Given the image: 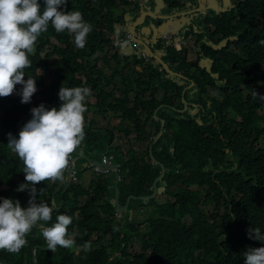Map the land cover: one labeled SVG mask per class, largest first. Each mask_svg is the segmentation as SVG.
<instances>
[{
    "label": "trees",
    "instance_id": "trees-1",
    "mask_svg": "<svg viewBox=\"0 0 264 264\" xmlns=\"http://www.w3.org/2000/svg\"><path fill=\"white\" fill-rule=\"evenodd\" d=\"M173 1L171 5L170 0H166L170 5L166 14L187 9ZM189 1L197 5L196 0ZM115 4L116 0H67L62 7L84 13L92 26V39L87 40L83 48H76L66 31L56 32L49 24L50 30L41 33L34 44L39 42L37 54H29L31 64L24 69L25 79L29 75L36 79L37 91L31 101L21 103L16 90L0 97V188H3L0 197L19 199L22 206H27L29 190H15L18 184L25 182V174L23 162L8 145V133L17 135L20 124L31 118L30 109L41 102L48 107L59 106L61 86L81 84L79 75L86 72V67H93L90 57L97 55L98 60L100 35L96 36V19L99 21L104 8L112 10L117 7ZM214 10L196 15L198 61H206L205 67L196 62V73L178 39L196 32L191 29L181 34L178 29L171 34L168 31L171 19L157 24V28L164 27L163 43L156 44L165 50L164 62L183 73L178 76V82L175 75L165 82V94L158 103L164 105L159 120L154 118L156 100L147 104L139 101L132 112L125 110L130 100L129 94L123 93L122 104L117 106L124 120L134 123L132 130L120 127L126 137L136 132V141L146 144L163 129L156 142L146 144L144 152H138L136 147L128 152H124L122 146L113 149L122 163L123 180L119 183L122 204H126L130 196L153 195V184L162 168L166 169L158 183V187L166 188L162 194L164 201L159 202L160 195L131 203V209L150 208L146 232L140 240L143 251L135 252L129 244L119 245V238L108 237L116 236V230L123 232L111 202L115 196L113 175L104 178L99 173L96 179H91L88 187L92 192L87 195L86 205L81 207L80 197L87 187L82 179L84 171L80 172V181L73 182L64 193L67 169L62 181L48 179L37 184V202L51 205L57 201L62 206L53 212L51 221L42 223H53L57 213L70 215L72 223L68 230L74 234L75 243L89 241L91 250L77 254L73 248L45 249L42 229L33 227L19 252L0 249V264H34V257L39 264H243V252L248 247L261 246V242L250 239L247 232L253 226L264 231V148L260 141L264 139V0L237 2L232 11L227 9L222 15L214 14ZM112 18L113 13H108L107 23L111 29ZM50 34L56 42L49 39ZM46 46L48 50L42 56L40 53ZM115 57L118 64L129 59L118 51ZM115 73L123 74L118 69ZM101 81V78L90 81L87 86L90 95L97 91L103 98L105 89L100 86ZM20 87L16 85V89ZM89 96L84 121L88 120L87 112L91 110ZM219 96L223 97L222 101ZM184 101L188 104L186 109ZM139 108L148 111L146 121H141L137 115ZM110 109L119 112L111 106ZM231 115H239V118L228 120ZM87 122L82 140H86L87 150L110 152L108 144L114 139V133L92 131L96 124ZM227 151L234 153V161ZM79 153L77 147L70 160ZM72 193L77 198L73 199ZM128 230L131 237L139 238L137 222H131L130 218ZM34 246L37 249L33 254ZM109 246H112L110 252ZM115 251L122 254L111 259ZM149 255L153 262L148 260Z\"/></svg>",
    "mask_w": 264,
    "mask_h": 264
},
{
    "label": "clouds",
    "instance_id": "clouds-1",
    "mask_svg": "<svg viewBox=\"0 0 264 264\" xmlns=\"http://www.w3.org/2000/svg\"><path fill=\"white\" fill-rule=\"evenodd\" d=\"M224 1L229 5V11H232L237 2H244L247 0ZM138 2L141 6L146 5L145 0H116L115 6L117 7L114 8H127L128 10L125 15L112 18V29L107 23V14L110 13V10L108 9L105 13H101L99 20L102 21L103 29H98L99 21L96 19V36L100 35L98 42V60L97 55L92 56V58L95 57V63L90 62L93 67H86V72L79 75L81 84L75 87L61 86L58 91V97L62 103H60L59 106L48 107L44 102H41L38 106L30 109L31 118L23 124L17 135L8 133V145L23 162L22 171L25 174V182L18 184L15 190L24 191L28 189L30 195L26 207L21 205L19 199L0 197V249H4L10 253L19 252L26 244V234L29 233L33 227H40L42 229L41 234L47 245L44 246L45 249L56 251L57 246L69 249L73 248L77 254H81L82 250L84 252L91 250L89 241L80 244L75 243L74 234L70 233L68 230V226L72 223V217L70 215L57 213L53 223H42L51 221L53 212L57 209H61L62 206L58 204L57 201H53L52 204L49 205L48 203L37 202L36 200L38 182L48 179L62 181L64 178V170L68 169V180L65 183L69 184L80 181L79 175L81 171L79 163L81 160H85L83 165L88 168L89 179L85 174L82 178L83 180L85 179L87 187L91 179H96L99 173L104 178H106L107 175H111V177L113 175L114 177L115 196L111 202L115 200L118 191L119 198L112 204L116 210V221L123 225V232L116 230V236L110 234L108 237L112 239L114 237L119 238L117 242L123 247L127 244H129L130 247L132 246L131 233L128 230V218H130V212L128 211L132 210L130 208L132 200L139 198L148 199L149 197V199H151L153 197H159L160 195L162 196L164 193L162 192L159 195H151L148 197L130 196V204L124 207L125 204L120 202V193L122 192H120L119 189V183L123 180L122 163H120L118 159L116 163L111 161L115 160L119 155L117 154L118 152L113 150L116 148V146L113 147V140L108 144V148L112 150L110 152L100 153V155H95L99 153L98 149L93 150V154H88L87 142L86 140L82 141L85 135L84 126L89 125L87 121H93V119H91L92 107L94 106L93 100L97 103L99 113H106L107 111L103 108L105 107L107 110L117 113L119 122H122L125 121L123 113L120 112L117 106L122 104L120 100H122L123 93L129 94L130 100L125 110L134 112L139 101L147 104L156 100L158 104L165 94V82L170 81L173 75L176 76L178 82V76L183 74L164 62L162 56L165 50L163 47L158 48L156 46L159 42L163 43L162 29L164 27L159 28L158 26L157 28V24L152 25L153 35H156L155 38L152 37V42L141 37L139 33L140 29L144 25L149 24V18L153 17L147 15L142 18L139 13L141 8L138 7ZM172 2L173 0H170V4H172ZM196 2V6L193 4L185 5L187 9L181 11L179 14L170 15L163 12L161 15L171 17L165 19H171V24H173L174 21H177L180 17L186 18L187 16H191V20L194 19L197 14L204 11L209 13L210 11H207L209 9H215V12L218 14L220 12L224 13L228 9H220L217 0H211V2L210 0H196ZM66 4L67 0H43L42 4L41 0H0V97L8 96L16 90L17 94L21 97V103H28L31 101L33 93L37 91L36 79L30 75L25 79L24 69L31 64L29 54H37L39 42L36 45L34 44L41 33L50 30L48 27L49 24H51L56 32L66 31L72 37L76 48H83L86 41L92 39V33H90L92 26L84 13L79 10H65L62 6ZM133 5H135V9L130 8ZM148 11L150 10L148 9ZM157 19H163V17ZM136 21L138 22L135 24ZM171 27L172 25L169 26V29ZM194 29L195 32H197V28ZM49 39L52 42H56L54 37H51V34L49 35ZM109 45H112V48H110ZM47 48L48 46L41 51L40 54L42 56L46 54ZM105 49L106 53L102 54ZM117 51L123 57L129 58L128 61H123L122 64H118L117 57H115ZM132 58L135 62V69H140V65L143 67V70H138L139 76L135 78L132 73L130 76H127L125 72L127 65L124 64L127 63L129 65ZM113 59L116 60V65L113 64ZM100 61L104 63V67L98 65ZM199 62L201 66L205 67V60ZM120 66H123L124 70L119 69ZM107 67L111 69L110 72L105 71ZM117 69L122 71L123 74H116L115 71ZM194 72L196 73L198 70ZM118 76L123 77L125 82L124 86L115 84V80ZM52 78L54 79V77ZM97 78H101L102 81L100 86H104L105 89L103 98H101L97 91H95L93 95H90L91 90L87 87L92 79ZM56 79L58 78L56 77ZM140 82L146 84L139 85ZM18 84L21 85V87L16 89V85ZM111 84H113V86L109 88ZM88 96L91 110L90 113L87 112L88 120L84 121L86 99ZM185 104L186 109L188 104L186 102ZM110 106L119 110V112L110 109ZM163 109L164 105L159 106V104L155 108V114H153L157 120L160 119L159 115L164 111ZM137 115L141 117V121H146L148 118V111L144 108H139ZM237 116L239 118V115H231L227 118L228 120H232L233 118L236 119ZM128 122L130 123V121ZM93 123L96 124V119ZM133 125L134 123L132 122V126ZM163 125L164 121L162 120V128ZM114 127L124 134L125 132L120 130V127L132 130L129 124H125L124 126L115 124ZM107 130L108 129H105L101 132H105L106 134ZM111 130L112 129L108 131L114 133V130ZM160 133L156 136H152L150 140L156 142L162 135L163 129ZM133 135L136 141V132L129 138ZM260 141L263 142L264 148V139L261 138ZM77 147L80 148V153L70 160L71 154ZM81 151L85 152V155L89 157L90 161H88L86 157H80ZM228 153L231 161H234V153L230 151ZM151 156L153 155L151 154ZM96 160H98L99 163H96ZM87 161L88 165H85ZM235 166H237V164H235ZM162 169L166 171L165 168ZM165 171L162 175L161 170L159 177L156 178L157 182L155 181L153 184L154 191L164 187H158V183L164 177ZM18 180L20 181V179ZM1 189L3 188H0V190ZM134 209L132 220L137 222L138 225L139 221L137 220L140 218V215L137 216V208ZM136 217L138 218L137 220ZM145 232L146 226L145 231L139 228V237L143 238ZM247 234L250 239L260 241L261 246L248 247L243 252V264H264V231H262L260 227L253 226L248 229ZM102 236L107 238L105 234H102ZM93 238L96 239L97 236L95 235ZM36 249L37 246H34L33 254L36 253ZM107 250L109 252L112 251V246H109ZM142 251L143 250H141V252ZM119 254H122V252L115 251L111 259ZM148 260L153 262L151 255H149ZM33 262L34 264H36V262L39 264L38 258L34 257Z\"/></svg>",
    "mask_w": 264,
    "mask_h": 264
},
{
    "label": "rangeland",
    "instance_id": "rangeland-1",
    "mask_svg": "<svg viewBox=\"0 0 264 264\" xmlns=\"http://www.w3.org/2000/svg\"><path fill=\"white\" fill-rule=\"evenodd\" d=\"M145 1H146V5L145 6L139 5V2H138V7L141 8V10L139 11V13L141 14L142 18L145 17V16H147V15H149V16L155 18V19H153V18L150 19L149 18V24L144 25L140 29V32L139 33H140L141 37H143L144 39H147L149 42H152L153 41L152 37H154V38L156 37V35H153L152 25H156L158 23H161L162 21L165 24L164 19L165 18H171L169 16H165V15L162 16L161 15L163 12L164 13H167L168 10L166 8H168L170 5H164L163 7L165 9H163L162 6L160 5V2H159L160 0L159 1L158 0H145ZM176 1H178L179 4H181V5L193 4V2H190L189 0H176ZM173 2H172V4H173ZM148 4H150L151 6L148 5ZM130 8L131 9H135V5H133ZM148 9L150 11H148ZM127 10H128L127 8H112V10H110V12L113 13V17L114 18H118L120 16L125 15L126 12H127ZM105 11H108V9H105L104 8L101 11V13L103 14V13H105ZM162 17H163V20L157 19V18H162ZM137 22L138 21H136L135 24ZM98 24H99L98 29H103L104 28L103 25H102V21L99 20V23ZM192 45H193L192 43H189L188 47L191 48ZM109 47L112 48V45H109ZM86 53H88V51H86ZM105 53H106V49L102 52V54H105ZM188 55L190 56V58H195V55L193 54V50L192 49L189 50ZM94 61H95V57L94 58L90 57L89 62H94ZM113 64L116 65V60L115 59H113ZM98 65L101 66V67H104L105 66L102 61H100L98 63ZM124 65H127V69L125 70V72L127 73V76H130L131 73H132L134 75V78L139 76V71L138 70H143V67L141 65H140V69H135V62H134L133 58L129 62V65L127 63H125ZM119 69H123L124 70V67L123 66H120ZM105 71L106 72H110L111 69L107 67V68H105ZM115 84L118 85V86H124L125 85V82H124L123 77L122 76H118L116 78V80H115ZM112 86H113V84H111L109 88H112ZM212 96H213V94H212ZM218 99L220 101H222L223 100V97L222 96H219ZM93 103H94V106L92 107L93 111L91 112V119H93V122L96 119V126H94V128L92 129V131L100 132V131H104L105 129H108V130L112 129V130H114L113 147H115V146L116 147L122 146L123 147V150L125 152H128V150H130L131 148L136 147L137 148L136 150L138 152H144V150L146 149V144L149 143V141H151L150 138L148 139L149 141L146 142V144L145 143L143 144V143H140L138 141H135V136L134 135L131 138L126 137L125 134L123 132H120L117 128H115L114 125L115 124H118V125L120 124V125L124 126L125 124H129L132 127V122H130V123L128 121L119 122V119H118L119 116H118V114L115 113V112H113V111L107 110L105 107H103V108L107 112L101 114V113H99V109H98L97 103L94 100H93ZM154 118H156V117L154 116ZM29 119L30 118H26L25 121H24V123L27 120H29ZM115 119H116V121H115ZM156 120H157V118H156ZM22 126H23V124H20V128ZM146 138H147V136H146ZM88 151L90 152V150H88ZM93 153H94V151L93 152H90V154H93ZM95 155H100V152L97 153V154H95ZM111 161L113 163H116L118 160L116 158L115 160H111ZM84 162H85V160H81L80 161L79 168H80V171H84V174L89 179L88 168H86L83 165ZM72 184L73 183H69V184L66 185L65 190H64V193H66L67 190L70 189V187L72 186ZM82 184H83V182H82ZM84 190H85V194L80 197V202L82 203L81 204V207H83L84 205H86V203H87V195L92 192V191H89V187L84 188ZM75 196L77 198V195L75 193H72L71 194V197L73 199H75ZM164 200H165V198L164 197H161L159 202H162ZM129 204H130V200L128 199V201L124 205V207H127ZM118 208H120V207H118ZM136 208H137V210H136L137 216L140 215V218L139 219L136 217V220L138 219L137 221H139L138 227L140 229H142V230L145 231V226H146V222L145 221L149 217V213L148 212L150 211V208H147V207H136ZM128 212H130V219H131V222H132L133 209L132 210H129ZM140 240H141V237H139V238L138 237H135V236L131 237V241H132L131 250L134 249L135 252H141V250H143L142 242Z\"/></svg>",
    "mask_w": 264,
    "mask_h": 264
},
{
    "label": "flooded vegetation",
    "instance_id": "flooded-vegetation-1",
    "mask_svg": "<svg viewBox=\"0 0 264 264\" xmlns=\"http://www.w3.org/2000/svg\"><path fill=\"white\" fill-rule=\"evenodd\" d=\"M159 2H160V5L162 6V8H164L163 7L164 5H167L165 0H160ZM210 2H211V0H210ZM210 2H209V5L211 6ZM217 2H218V7L220 9H223V10H225L227 8H228V10L230 9V7H228L229 5H227L224 0H217ZM168 8H166V9H168ZM179 13L180 12L174 10L170 15L179 14ZM209 13H212V11H210ZM215 13H217V12H215V10H214V14ZM214 14H211L210 16L214 17ZM219 14L222 15L223 13L220 12ZM190 17L191 16H187L186 18L180 17V18L177 19V21H174V23L172 24V25H174V27L172 26L169 29L170 33L172 34L175 30H178V29L180 30L181 34H184L186 31H190L191 29H193L195 31L194 28H197V26H195L196 22H197V19L195 17L194 19L190 20ZM210 26H212V25H210ZM197 33L198 32H196V33L189 32V34L186 37L180 36L178 38L180 47L182 48V51H183L184 55L186 56L187 61H192L193 62V65H192L193 72L195 70H198L197 69L198 66L196 65V62H199L198 61V57L199 56H198L197 46H196V42L198 41ZM189 43L193 44L191 46V48L188 47ZM191 49L193 50V54L195 55V58H190V56L188 55V52Z\"/></svg>",
    "mask_w": 264,
    "mask_h": 264
},
{
    "label": "water",
    "instance_id": "water-1",
    "mask_svg": "<svg viewBox=\"0 0 264 264\" xmlns=\"http://www.w3.org/2000/svg\"><path fill=\"white\" fill-rule=\"evenodd\" d=\"M161 134V133H160ZM80 157H86L87 158V160L88 161H90V159H89V157L88 156H86L85 155V152L84 151H81V155H80ZM88 161L85 163V165H88ZM96 163H99V161L98 160H96L95 161ZM164 169H162V175H163V173H164ZM157 182V181H156ZM165 191V188L164 187H161V188H159L158 190L156 189L155 191H154V194H153V196H156L157 194L159 195V194H161L162 192H164ZM118 191H117V194H116V197H115V200L114 201H112V203H115L116 202V200H118ZM135 198V197H134ZM150 198V197H149ZM148 198V199H149ZM36 264H38V262H36Z\"/></svg>",
    "mask_w": 264,
    "mask_h": 264
}]
</instances>
